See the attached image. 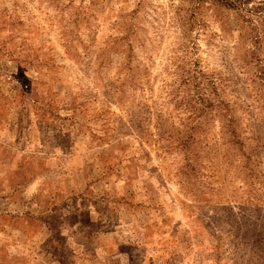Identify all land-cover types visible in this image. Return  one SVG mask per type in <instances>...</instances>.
<instances>
[{"label": "rangeland", "instance_id": "1", "mask_svg": "<svg viewBox=\"0 0 264 264\" xmlns=\"http://www.w3.org/2000/svg\"><path fill=\"white\" fill-rule=\"evenodd\" d=\"M0 264H264V0H0Z\"/></svg>", "mask_w": 264, "mask_h": 264}, {"label": "trees", "instance_id": "2", "mask_svg": "<svg viewBox=\"0 0 264 264\" xmlns=\"http://www.w3.org/2000/svg\"><path fill=\"white\" fill-rule=\"evenodd\" d=\"M231 2L232 7L234 6V3ZM187 23L184 22L182 24V28L188 27ZM204 81V80H203ZM184 87L189 90V93H185L186 90L184 88L182 99L180 102H183L186 106H189V111L191 112V115L193 117H200L202 114L208 115L209 113L212 114V108L216 106H220V104H225L223 99H217V97H213L216 95V87L214 86L213 82L207 81L202 82L198 81V77L195 75H191V77L184 78L183 79ZM194 92V93H191ZM216 100V101H215ZM217 102V103H216ZM136 119V118H134ZM133 121V119H132ZM131 122V120H130ZM141 120L139 121L138 125H140ZM135 122V126H138ZM195 128H191V133L189 135H184L182 137V141L179 142V147L185 152L186 159L188 160L189 164L188 166H192L191 159H193V156H196L195 153H193V149L195 148V142L192 141L193 138L196 136ZM163 149V147H162ZM195 154V155H192Z\"/></svg>", "mask_w": 264, "mask_h": 264}]
</instances>
